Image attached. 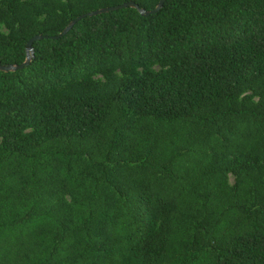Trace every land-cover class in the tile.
Segmentation results:
<instances>
[{
  "label": "trees",
  "instance_id": "trees-1",
  "mask_svg": "<svg viewBox=\"0 0 264 264\" xmlns=\"http://www.w3.org/2000/svg\"><path fill=\"white\" fill-rule=\"evenodd\" d=\"M160 1L0 0V264H264V0Z\"/></svg>",
  "mask_w": 264,
  "mask_h": 264
},
{
  "label": "water",
  "instance_id": "water-1",
  "mask_svg": "<svg viewBox=\"0 0 264 264\" xmlns=\"http://www.w3.org/2000/svg\"><path fill=\"white\" fill-rule=\"evenodd\" d=\"M164 2L165 0H161L160 1V4L157 6V8L153 9V10H150V11H147L146 13L147 14H151V13H155L157 11H159L161 9V7L164 5ZM128 6H134L136 8H140L139 5L133 1H130V2H126V3H123V4H119L117 6H111V7H108V8H104V9H100V10H97V11H93V12H90V13H85V14H82L78 17H76L66 28L65 30L60 33L59 35H56V36H53V38H58L60 36H62L63 34H66L72 27L75 23H77L78 21H80L81 19L87 17L88 15H94V14H97V13H101V12H105V11H110V10H115V9H120V8H124V7H128ZM46 36L44 35H40V34H37V35H34L33 37L30 38V40L28 41L27 43V48H28V51L29 52H33V44L36 40H39V39H42ZM26 64H28V61L23 63V64H20V65H17V66H13V65H8V66H1L2 69L4 70H14V69H20V68H23Z\"/></svg>",
  "mask_w": 264,
  "mask_h": 264
},
{
  "label": "rangeland",
  "instance_id": "rangeland-1",
  "mask_svg": "<svg viewBox=\"0 0 264 264\" xmlns=\"http://www.w3.org/2000/svg\"><path fill=\"white\" fill-rule=\"evenodd\" d=\"M0 31H4V32H7V28L4 26V25H1L0 26ZM96 78H102L104 79L103 75L102 74H96L95 75ZM229 181L232 183V184H235L236 183V176L233 174V173H230L229 174Z\"/></svg>",
  "mask_w": 264,
  "mask_h": 264
}]
</instances>
